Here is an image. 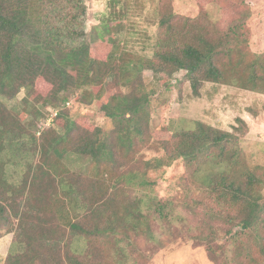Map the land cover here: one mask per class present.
<instances>
[{"label": "trees", "instance_id": "1", "mask_svg": "<svg viewBox=\"0 0 264 264\" xmlns=\"http://www.w3.org/2000/svg\"><path fill=\"white\" fill-rule=\"evenodd\" d=\"M206 1L197 16L184 17L173 0H160L155 53L143 58L118 56L103 43H77L74 27L85 15L83 0H0V98L25 89L23 104L57 106L65 102L61 94L75 91L79 104L95 101L115 124L107 132L83 126L65 110L37 137L26 130L21 114L0 105V239L13 235L5 264H111L118 247L135 236L154 239L157 223L196 241L220 236L229 242L227 250L221 247L228 264H264V173L238 169L237 136L201 122L192 131H151L147 96L139 93L144 72L169 78L184 72L196 97L207 83L264 95V51L250 48L248 3ZM210 7L220 11L221 20ZM106 29L110 36L116 32V26ZM108 87L113 89L105 99ZM20 146L37 161L14 185L6 179V166L9 151ZM145 149L162 154L156 165L145 161ZM68 154L89 157L93 173L71 171L64 163ZM211 163L229 168L206 175L179 198L181 208L200 221L194 225L173 200L144 210L142 199L127 197L138 185L153 189L152 170L180 164L202 174ZM77 240L85 243L81 251Z\"/></svg>", "mask_w": 264, "mask_h": 264}, {"label": "rangeland", "instance_id": "2", "mask_svg": "<svg viewBox=\"0 0 264 264\" xmlns=\"http://www.w3.org/2000/svg\"><path fill=\"white\" fill-rule=\"evenodd\" d=\"M159 1L83 0L85 15L78 24H75L74 29L78 32L75 39L77 43H103L112 48L118 56L128 52L143 58H152L159 35ZM206 2V0H173V7L181 16L195 17L200 9L206 6ZM246 2L251 9L248 21L251 30L250 48L255 53H261L264 51V0H246ZM114 9L118 13L116 17L111 15ZM210 11L215 19H222L218 9L210 7ZM108 25L116 26V32L111 36L106 29ZM142 76L144 85L139 93L147 96L151 131H159L164 127L172 133L192 131L201 122L234 133L238 138L233 145V149L239 154L238 169L243 171L254 168L264 173L263 94L207 83L201 89V94L196 97L184 72L177 73L171 78L150 72H144ZM112 89L107 88L104 93L105 99L111 94ZM122 90L124 93L129 92L128 87H123ZM26 94L25 89H22L12 99L0 98V105L21 114L23 124L31 135L36 134L39 137L44 121L42 122L43 119L40 118L37 122V117L41 115L44 117L45 114L49 117L51 111L60 113L67 110L71 119L83 126L98 127L105 132L115 129L114 122L97 110L98 104L95 101L88 105L79 104L76 101L78 93L75 91L61 94L60 97L65 102L57 106L41 103L35 105L33 102L25 105L22 101ZM238 119H242L245 126L239 123ZM26 142L27 146L31 145L29 140ZM143 155L145 161L150 160L153 165H156L157 158L162 157L161 153L147 149L143 151ZM8 158L10 160L6 166V179L14 185L23 179L28 166L37 161L36 155L23 146L18 150L11 149ZM64 163L71 171L85 176L91 175L94 171L93 161L86 156L68 154ZM226 168H229L227 163L222 167L211 163L203 168L202 174H197L196 171L186 170L183 165L173 164L170 167L152 170L148 179L156 181L153 189L140 188L138 185L127 193V197L137 201L142 199L141 206L144 210L150 205L154 207L157 201L165 203L173 200L178 205L176 206L178 212L188 216V223L194 225L200 221L194 214L181 208L179 198L187 188L194 189L203 183L206 175L213 177L221 169ZM160 226L161 223L153 225L151 233L154 239H151L149 234H141L135 236L129 245L123 244L122 247H118V254L113 255L111 264H228V258L221 252V247L224 246L227 250L229 242H225L220 236L211 241L201 242L189 239L186 235L182 236L177 231L169 232ZM1 232L0 229V235L4 234ZM10 235L5 234L3 239H0V264H5L13 239V235ZM75 247L78 251L83 250L84 241L77 240Z\"/></svg>", "mask_w": 264, "mask_h": 264}, {"label": "built area", "instance_id": "3", "mask_svg": "<svg viewBox=\"0 0 264 264\" xmlns=\"http://www.w3.org/2000/svg\"><path fill=\"white\" fill-rule=\"evenodd\" d=\"M67 105L69 106L70 103L68 102ZM58 114V112H54L49 115V117L42 123L41 127H43L42 129H45L46 127H50L54 118L56 117V115Z\"/></svg>", "mask_w": 264, "mask_h": 264}, {"label": "crops", "instance_id": "4", "mask_svg": "<svg viewBox=\"0 0 264 264\" xmlns=\"http://www.w3.org/2000/svg\"><path fill=\"white\" fill-rule=\"evenodd\" d=\"M10 236H12V235H10ZM3 239V237L1 238V240Z\"/></svg>", "mask_w": 264, "mask_h": 264}]
</instances>
